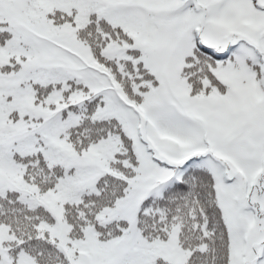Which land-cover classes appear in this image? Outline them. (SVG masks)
Masks as SVG:
<instances>
[{
  "label": "snow or ice",
  "instance_id": "obj_1",
  "mask_svg": "<svg viewBox=\"0 0 264 264\" xmlns=\"http://www.w3.org/2000/svg\"><path fill=\"white\" fill-rule=\"evenodd\" d=\"M0 264H264V0H0Z\"/></svg>",
  "mask_w": 264,
  "mask_h": 264
}]
</instances>
